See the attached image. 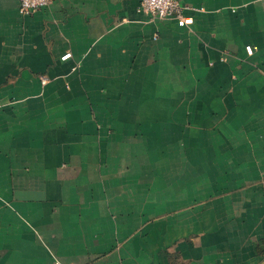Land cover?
I'll return each mask as SVG.
<instances>
[{"label": "crops", "instance_id": "obj_1", "mask_svg": "<svg viewBox=\"0 0 264 264\" xmlns=\"http://www.w3.org/2000/svg\"><path fill=\"white\" fill-rule=\"evenodd\" d=\"M141 1L0 0V264H264L263 0Z\"/></svg>", "mask_w": 264, "mask_h": 264}, {"label": "built area", "instance_id": "obj_2", "mask_svg": "<svg viewBox=\"0 0 264 264\" xmlns=\"http://www.w3.org/2000/svg\"><path fill=\"white\" fill-rule=\"evenodd\" d=\"M20 13L30 15L34 11L50 4L51 0H19ZM264 6V0H263ZM186 7L180 0H142L140 11L150 14L153 18L159 19H177L190 25L194 19L192 16L185 14ZM248 54H253L254 48L251 45L246 46ZM71 52L64 54L61 59L67 60L71 57Z\"/></svg>", "mask_w": 264, "mask_h": 264}]
</instances>
